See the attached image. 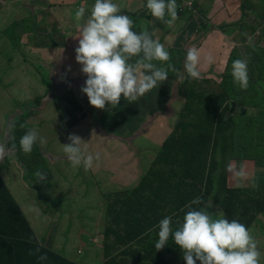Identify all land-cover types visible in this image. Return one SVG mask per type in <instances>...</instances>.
<instances>
[{"label":"rangeland","instance_id":"rangeland-1","mask_svg":"<svg viewBox=\"0 0 264 264\" xmlns=\"http://www.w3.org/2000/svg\"><path fill=\"white\" fill-rule=\"evenodd\" d=\"M258 1L261 2L262 0ZM28 3L29 2L21 0H12L11 3L7 5V9L0 8L2 19V21L0 19L1 130L4 128L7 130L11 119L14 120L16 118H21V116L16 117L17 115L14 113H9L11 109H15V111L18 110L19 104L33 103L34 105L38 106L48 104L52 98V96L49 97V92L56 90L55 94H57V88L52 81L58 84V81L56 82V80H58V78L64 74L65 70L69 69L70 73L67 78L70 80H72L75 75L78 76L79 74L75 65H73V59L71 57L69 65L64 68H55V66H52L53 62H55V59L51 56V49L57 45L65 46L66 44L63 42V40L58 38L47 40L43 37H39V35L36 37L29 35L27 39L28 45L32 47L44 46L46 48L41 56L28 55L27 52H30L29 47L23 49L24 51L20 49L18 52H16L15 46L21 48V44L17 42H11L10 47H8L7 41L5 39L18 36L19 32L23 28L29 29L31 32H36V29L40 28V33H42V28H47L51 23H53V21L57 22L55 19L52 21L47 19L46 23L45 20H43L42 23H38L37 19H35L33 16V9L30 7V5H28ZM3 6L6 7V4ZM17 7H21L22 9L26 8L25 14L28 15L26 17H20V13H18V9H16ZM23 12L24 9L21 13ZM18 14L19 17L23 18L24 20L15 19ZM25 14H22V16ZM12 16L15 20H13ZM27 21H30L28 25H26ZM10 23L12 24L9 27ZM203 25L206 27L207 22L204 21ZM136 26L137 25L134 26V29L137 31ZM154 26L156 27V25ZM53 27L54 26H52V28ZM61 27L62 30L68 31L70 27L73 26L62 25ZM169 27L177 28V25H175L174 22L173 25ZM263 32L264 30L260 26H255L248 34H242L244 38H247V40L252 36L251 41H249L248 44L249 48L242 45L239 47L232 45L230 49H235L233 56L234 59H231V56L228 61L224 62L226 67L225 65L222 67L223 71L220 74H217L216 72L207 74L205 70L200 69V65L198 66L201 72L200 79L202 80L198 83L201 84L202 88L206 90L209 96H219L223 101L225 100V97L221 95V92L219 93V90L215 89L217 87L214 88L213 85L220 82L222 84L223 82L224 87L230 86V83H227L225 78H232L233 80L231 75L232 63L237 59V57L247 60L248 62L247 67L250 75L249 81H251L252 78H256L258 79V82L264 86V70L262 72V76L257 74L256 69L259 68H256L255 64H259L256 63L254 58V55L257 52H260L264 59V38H261ZM43 33L46 32L43 31ZM61 35L62 34H60V36ZM1 39H3V41ZM227 41L230 40L227 39ZM220 51L223 55H228V52L225 51L224 47L221 48ZM235 52L237 54H235ZM249 55L251 56L250 59ZM67 58L69 59V56H67ZM251 62L253 64H251ZM49 77L52 78L51 83L49 81ZM179 79L180 78H178L177 81ZM205 80L207 82L211 81L213 83L209 82V85H207L204 82ZM45 95L47 96L43 98ZM70 95L72 96V94ZM152 98L148 99L147 103L152 104ZM41 99L43 102H39ZM45 99H47V101H44ZM75 99L79 101L77 98ZM235 99L241 101L242 97ZM205 101L207 102L204 103L200 115L196 116L194 119L196 123L199 124L205 131L211 130L214 132V122L212 123L207 120V113L210 109L208 103L210 105L211 100L204 99V102ZM38 102L42 104H39ZM183 103L184 101H182V104ZM228 104L231 108V114L239 116L237 124L240 125V128L236 135H232L227 153L223 154L222 151L218 150L215 157L220 163V167L218 166L216 173H219L223 167H226L227 169L228 166L232 164L236 165L237 168L243 167L247 173V177L241 180L235 179L232 174L226 170L228 184L233 188H253V184L259 183V181L264 177V102L261 105V110L259 111H250L248 109L249 107L231 105L230 98ZM26 108H29V105ZM61 108V102L55 103V101H53V105H48L46 108H44L46 111L43 112L44 115L39 116V118L35 120L34 125H29L30 129H35L38 132L39 137L43 138L45 141L43 144H41L38 139L33 145V149L43 148L45 149V152L48 153L47 156L49 159H45L43 154L42 156L38 157L35 155L36 157L34 160L36 163H31L30 169L32 185L37 186L42 190V195H44V198L47 199V201L42 200L40 197L36 198V195L32 194L33 191L27 190L24 184L21 183L20 176L16 178V181L22 189V195L19 186L14 184L18 189L16 196L19 197L21 195V197L25 199H32L33 203L31 206L33 208L28 207L26 210L24 208L20 209L21 211H27V213H23V215L25 214V218H29L31 227L41 244L55 252L63 254L69 260L74 262L78 261L81 264H104V262L111 259L112 256L113 258H121L122 254L126 250L130 248H138L140 246L135 242L126 243V241H124V243L118 240L116 249L112 251L110 257H105L107 243L113 244L116 242L115 238L112 237L108 238V240L106 239L105 232L106 228L108 227V225L106 226L107 207L108 204L113 200L116 201V195H118L121 199V195L118 192H115L117 190L116 188L115 191H113L114 193L112 198L105 196V193L110 192L112 188V184H107L105 179L111 178L108 172H113L111 171V168L115 167V165H119V159H121L122 155L124 156L125 154H118L111 151L110 148H108V143L105 142L106 140H104L102 143H97V136L96 138H94L95 136L92 138V136H87L86 133H84V136L81 137L82 141L79 147L85 156L86 154L89 155L90 152L93 154L94 151L99 153L100 158L96 160L97 166L94 167L95 169H99V171L98 173H95V171L91 168L85 170V168L82 166L75 168L72 167L70 162L66 161L62 157H66L65 153L63 152V144L70 143L68 136L72 134L74 129L65 127V122L63 119L69 118L64 115ZM212 117H217V114L210 116L211 119H213ZM104 119L102 118L100 121L102 128H105L103 126V122L109 121V118L108 120ZM94 123V121L90 122L92 126L95 125L94 131H96L98 128H100V126H96ZM137 123L138 124L135 125L134 128L138 129L137 132L142 130L143 137L144 135L147 137L146 143L148 144V147L146 150L153 157L148 165L145 166L147 168L155 158L154 153L156 150H152V148L156 147V144L153 141H150V132L146 131L144 128L145 122L140 123L137 121ZM189 123H191V121L181 125L182 128L180 127L179 131L180 134H182V132L188 134L192 130L190 127H188ZM187 127L189 129H187ZM219 137L221 139L220 135ZM180 140L184 142V144L179 148L185 147L187 140L184 137H180ZM224 140L226 141L227 139L224 138ZM142 143H144V141H142ZM49 154H52L55 158H57V161L53 162L54 158L49 157ZM161 158H163V156ZM188 161L189 154L185 157H182V155L173 154L169 159L161 161V163H157L153 170L156 171V173L160 176H162L166 170L169 172L173 171V176L177 180H180L181 171L182 174L186 172L187 166L189 165ZM179 163L180 166H178ZM67 168H69V172ZM20 171H18V175L20 174ZM38 172L45 176L43 181H39L37 176ZM129 184L127 186H130ZM190 191V187L183 189L180 193L181 197L188 198ZM208 204L210 205V203H207L206 205ZM207 210L212 213L213 218H226L225 215L222 214L223 212L221 209L220 211L222 213H220L215 207H208ZM175 214L176 213L169 215L172 217V222L174 223L177 220H180L181 222L182 220L177 219ZM226 219L229 220L233 218L227 216ZM172 227L175 230V227ZM248 229L255 238L258 250L261 253L260 264H264V214L260 215L255 223ZM120 231L125 236L124 227L123 230ZM51 232L53 233L51 236H57L56 240L52 241L50 239ZM157 233H154L153 236L150 239H146L145 242L148 243L150 240L152 242H156L158 239ZM156 235L157 237L155 239ZM173 249H175V247ZM175 252L176 253H172L166 259L172 264H183L184 260L181 250L176 249ZM197 263H199V261H197ZM137 264L142 263L138 262Z\"/></svg>","mask_w":264,"mask_h":264},{"label":"crops","instance_id":"crops-1","mask_svg":"<svg viewBox=\"0 0 264 264\" xmlns=\"http://www.w3.org/2000/svg\"><path fill=\"white\" fill-rule=\"evenodd\" d=\"M11 1L12 0H0V8L7 9V5H9ZM21 1L29 2L28 5L33 9V16L37 19L38 23H42L43 20H45L46 23L47 19H49V21L55 19L57 22L53 21V23L50 24L51 26L49 25L47 28H42V30L46 32L43 33L42 31L43 35L40 33V28L36 29V32H31L29 29L23 28L18 36L5 39L8 47H10L11 42H17L21 44V48L15 46L16 52L20 49L23 50L29 47L30 52H27L28 55L41 56L46 48L44 46L32 47L28 45L27 39L29 35L35 37L39 35V37H43L47 40L58 38L63 40L66 44L65 46L57 45L51 49V56L55 59L52 66H55V68H64L69 65L71 57L73 59V65H75L77 72L79 73L78 76L75 75L73 79L70 80L67 78L70 73L69 69L65 70L64 74L56 80V82L58 81V84L52 81V78L49 77L57 88V94H55L56 90L49 92L50 94L48 93L49 97L52 96L50 102L46 105L39 106L34 105L33 103L19 104L18 110L15 111V109H11L9 113H14L17 115L16 117L21 116V118H16L14 120L11 119L7 130L5 128L2 130L0 129V137L5 139L6 147L10 149V154L0 160V176L8 187L12 198L21 209L24 208L25 210L28 209V207L31 208L33 202L31 198L25 199L21 197L22 189L18 185L16 178L20 176L21 183L24 184L27 190L33 191L32 194L36 195V198L40 197L42 200L47 201V199L44 198V195H42V190L39 187L32 185L30 169L31 163H36V161L34 160L35 158L29 159L27 156L30 155L31 157L32 153L39 151L41 156L42 154L44 155L45 159L49 158L47 156L48 153L45 152V149L43 148L32 149L31 153H28V155L23 151L19 152L18 150H15V147L17 146H13V142L17 135V127H23L30 130L29 125H34L35 120L38 119L39 116L44 115L43 112H46L44 108L48 105H53V101H55V103L61 102V109L63 110L64 115L69 118L63 119L65 122L64 125L65 127L74 129L72 134H75L80 138L84 136V133H86L87 136H92V138L94 136V138H96L97 136V143H102L106 140L105 142L108 143V148H110L111 151L118 154H125L124 156L122 155L121 159L118 158L119 165H115V167L111 168V171L113 172H108L111 178L105 179L107 184H112L110 192L105 193V196L112 198L113 191H115L116 188L117 190L115 192H118L121 195V199H124L128 196L127 193L129 191L139 187L144 176L153 168L156 154L160 151L164 141L173 132L180 119L185 103L182 83L186 75L184 63L187 50L191 47H196L200 52V69L205 70L207 74H212V72L220 74L223 71L222 67L225 65L224 62L228 61L231 56V59H234L233 56L235 49H230L232 45H235L236 47H239L240 45L245 46L241 43L242 39L240 36L245 33L248 34L255 26H260L264 30V0L261 2L258 0L181 1L177 5L178 13L177 19L175 20L177 28H171L165 25L166 23L164 24L159 19L151 16L146 8L147 0H113V2L120 8L119 14L127 15L132 19L133 31H136L134 26L137 25L136 32L139 33L146 30L152 34L153 39H156L163 44L165 49L171 48L178 50L180 55L182 53V63L180 67L183 68L181 70L180 67L177 69V73L180 74V79L178 81L168 76L166 81L161 82L160 85L158 84L157 87L153 88L133 103H128L123 97H121V100L116 107H112L111 105L107 106L106 104L104 109H97L89 104L86 94L80 90L81 87L84 86L87 76L80 71L81 65L75 60V48L78 46L80 26L86 21L87 16L90 14L94 0ZM5 4L6 7L3 6ZM80 7H85V17L81 21H77L75 19V11ZM16 9H18L20 17H26L28 15L25 14L26 8H23V13H21L23 11L21 7H17ZM22 14L25 15L22 16ZM20 17L18 14L15 19L24 20ZM12 18L15 20L13 16ZM165 19H170V17L166 15ZM204 21L207 22L206 27L203 25ZM29 22L30 21H27L26 25H28ZM11 24L12 23L9 24V27ZM62 25H71L73 27H70V29L66 31L62 30ZM154 25H156V27ZM52 26L54 27L52 28ZM60 34L62 35L60 36ZM250 38H252V36ZM250 38L247 40V45L249 44ZM261 38H264V32L262 33ZM227 39L230 41H227ZM1 40L3 41V39ZM223 47L225 48V51L228 52L227 56L226 54L223 55L220 51ZM209 54L214 58V62L211 65H209L205 59ZM235 54L237 53L235 52ZM67 56H69V59ZM237 59L240 58L237 57ZM129 63L135 64V58L129 61ZM138 71L141 70L138 69ZM209 82L213 83L211 81ZM206 84L209 85V83ZM217 84L212 85L214 88L217 87L215 89H218L219 93L226 89L223 86V82L222 84L221 82ZM70 94H72V96ZM47 95L43 96V98ZM150 98L153 100L152 104L147 103V100ZM229 98L231 105H238L232 97V93ZM229 98L227 101H229ZM42 99L39 102H43ZM44 101H47V99ZM182 101H184L183 104ZM28 105L29 108H26ZM248 109L250 111L261 110V108L250 107ZM102 118H105L104 120H108L109 118L108 122H103L105 128H102L100 122ZM92 121L95 122L94 124H96V126H100L98 130L94 131L95 125L92 126L93 123L92 125L90 124ZM137 121L140 123L145 122L144 128L146 131L150 132L149 139L156 144V147L152 148V150H156L154 153L155 158L147 168L145 166L148 165L153 157L146 150L148 147V144L146 143L147 137L145 135L143 137L142 130L137 132L138 129L134 128V126L138 124ZM18 122H20L19 126H17ZM142 141H144V143H142ZM95 153L96 151H94L92 155L95 156ZM89 154H91V152ZM87 155L88 154H86V156ZM38 156L39 155H37V157ZM49 157L54 158L53 162L57 161V158L52 154H49ZM62 158L68 161L65 156ZM95 166H97L96 160L93 161L91 169L94 170L95 173H98L99 169H95ZM67 169L69 172V168ZM18 171H20L19 175ZM14 184L18 185L20 188L21 195L19 197L16 196L18 189ZM128 184L130 186H127ZM25 210H22V213H27ZM27 220L31 226L29 218H27ZM52 234L53 233L51 232L50 236ZM56 239L57 236L54 237L53 240ZM127 243H129V241H127ZM76 262L80 263L78 261Z\"/></svg>","mask_w":264,"mask_h":264},{"label":"trees","instance_id":"trees-1","mask_svg":"<svg viewBox=\"0 0 264 264\" xmlns=\"http://www.w3.org/2000/svg\"><path fill=\"white\" fill-rule=\"evenodd\" d=\"M181 1L185 0H179L176 3L178 4ZM241 39L243 41L241 43L249 48L246 43L247 38L241 35ZM166 50L170 53L171 59L167 62L153 61V63L157 67L166 69L168 64H171L175 71L168 69V76L177 80L180 78L177 69L182 63V53L180 55L178 50L171 48ZM250 57L249 55V59ZM254 58L256 63L259 64H255L256 68H259L256 69V72L259 76H262L264 70L263 55L257 52ZM251 64L253 63L251 62ZM182 68L180 67V70ZM248 76L250 77L249 73ZM225 79L227 83H230V86L224 87L226 88L225 91L222 90L221 92V95L225 97L223 101L219 96H209L201 84L198 83L202 81L200 78L190 79L186 74L182 83L185 104L180 119L173 132L164 141L153 162V168L157 163L169 159L173 154L182 155V157L189 154L187 170L183 174L181 171V175L179 174L181 179L177 180L173 176V171L166 170L160 176L152 168L144 176L139 187L127 193V197L120 199L118 195L115 196L116 201L113 200L107 207L106 226L108 225V227L105 233L107 240L112 237L115 238L116 242L113 244L107 243L105 257H110L112 251L116 249L118 240L120 242L126 241V243L127 241L129 243L135 242L140 246L126 250L121 258H113L112 256L104 264H137L138 262L142 264H172L166 258L172 253H176L175 250H179V247L174 244L171 237L167 245L159 251L155 249V242L150 240L146 243L145 241L150 239L154 233H157L156 225L161 219L174 213H176L177 219L182 220L185 213L190 209H198L201 206H205L206 209L215 207L220 213L223 212L222 214L226 218L227 216L232 217L247 228L252 226L260 215L264 214V177L253 188L230 187L226 167L216 173L220 163L215 157L218 150L222 151L223 154L227 153L232 135H236L240 128V125L237 124L239 116L231 114V108L227 101L231 93L236 104L242 107L261 108L264 102V86L258 82V79L252 78L245 90L236 85L233 80L231 81V78ZM49 81L51 83L50 79ZM204 82L209 83L206 80ZM238 97H242V100L235 99ZM204 99L211 100L210 105L208 103L210 109L207 113V120L214 122V132L211 130L205 131L194 119L200 115L204 103L207 102H204ZM214 114H217V117L211 119L210 116ZM190 121L188 127L192 130L188 134L183 132L180 134L181 125ZM19 125L20 122L17 126ZM188 127L187 129H189ZM27 131V128L17 127V135L13 142V146H17L15 150L22 151L19 141ZM180 137L187 140L183 148H179L184 144ZM224 138L227 140L225 141ZM35 153H32L31 157L27 153V157L34 159L35 155L41 156L39 151ZM162 156L163 158H161ZM178 166H180V163ZM188 187L191 188L189 197L182 198L181 191ZM197 197L202 198L204 203L193 205L191 202ZM207 203H210V205H206ZM179 223L180 220L172 222V226L176 229ZM123 227L125 236L120 231L123 230ZM156 237L157 235L155 239ZM50 239L53 240L54 236H50ZM174 247L175 249H173ZM37 248H39L38 252L35 251ZM30 250L35 254L29 255ZM42 254H46L47 260L40 261L38 259ZM0 264H81L69 260L63 254L55 252L40 243L1 176ZM183 264H185V261Z\"/></svg>","mask_w":264,"mask_h":264},{"label":"clouds","instance_id":"clouds-1","mask_svg":"<svg viewBox=\"0 0 264 264\" xmlns=\"http://www.w3.org/2000/svg\"><path fill=\"white\" fill-rule=\"evenodd\" d=\"M146 8L151 16L169 26L177 19L176 0H147ZM85 11V7L77 9L75 19L81 21ZM119 13L120 8L113 0H94L90 14L80 26L75 60L81 65L80 71L87 76L80 90L86 94L89 104L97 109H104L106 104L116 107L121 97L133 103L166 81L168 69L175 71L171 64L166 69L153 63L169 61L170 53L148 31H133L132 19ZM166 15L170 19L166 20ZM133 58L135 64L129 63ZM205 59L209 65L214 62L211 54ZM247 63V60L236 59L231 71L233 82L245 90L249 82ZM199 64V50L189 48L184 69L190 79L200 78ZM38 139L41 144L45 142L35 129L28 130L20 138L21 150L31 153ZM68 140L70 143L63 144V152L72 167L82 165L87 170L93 166L94 159L100 158L99 153L95 156L82 153L79 136L70 134ZM9 154L5 139L0 137V160ZM226 170L237 180L247 177L243 167L237 168L232 164ZM37 176L39 181L45 179L40 172ZM256 186L254 183L253 187ZM191 203L201 205L204 201L197 197ZM156 228V251L163 249L171 237L181 250L185 264H197V261L199 264H260L261 253L249 229L235 219L213 218L205 207L187 211L175 230L171 216L161 219ZM35 251L38 252L39 248ZM34 254L29 251V255ZM38 259L45 261L47 256L42 254Z\"/></svg>","mask_w":264,"mask_h":264}]
</instances>
